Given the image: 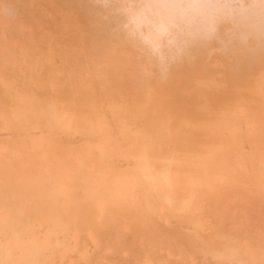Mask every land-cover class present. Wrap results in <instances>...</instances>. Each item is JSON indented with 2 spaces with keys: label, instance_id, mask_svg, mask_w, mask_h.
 I'll use <instances>...</instances> for the list:
<instances>
[{
  "label": "bare ground",
  "instance_id": "6f19581e",
  "mask_svg": "<svg viewBox=\"0 0 264 264\" xmlns=\"http://www.w3.org/2000/svg\"><path fill=\"white\" fill-rule=\"evenodd\" d=\"M0 264H264V0H0Z\"/></svg>",
  "mask_w": 264,
  "mask_h": 264
}]
</instances>
